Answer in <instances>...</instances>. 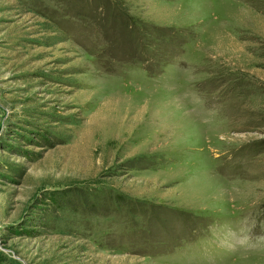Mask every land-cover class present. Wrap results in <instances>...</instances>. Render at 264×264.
Segmentation results:
<instances>
[{
	"label": "rangeland",
	"instance_id": "1",
	"mask_svg": "<svg viewBox=\"0 0 264 264\" xmlns=\"http://www.w3.org/2000/svg\"><path fill=\"white\" fill-rule=\"evenodd\" d=\"M0 264H264V0H0Z\"/></svg>",
	"mask_w": 264,
	"mask_h": 264
},
{
	"label": "built area",
	"instance_id": "2",
	"mask_svg": "<svg viewBox=\"0 0 264 264\" xmlns=\"http://www.w3.org/2000/svg\"><path fill=\"white\" fill-rule=\"evenodd\" d=\"M5 123V120H4V116L2 114V112L0 111V127H2Z\"/></svg>",
	"mask_w": 264,
	"mask_h": 264
}]
</instances>
